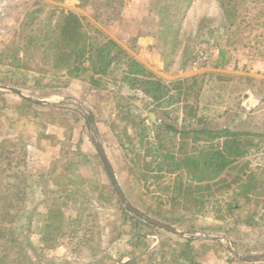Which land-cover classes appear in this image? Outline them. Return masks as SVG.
I'll return each mask as SVG.
<instances>
[{
	"label": "rangeland",
	"instance_id": "obj_1",
	"mask_svg": "<svg viewBox=\"0 0 264 264\" xmlns=\"http://www.w3.org/2000/svg\"><path fill=\"white\" fill-rule=\"evenodd\" d=\"M67 11L97 28L100 41L110 37L157 76L179 80L180 101L152 111L138 83L117 93L113 84L91 87L90 70L73 78L54 67L52 54L34 48L32 28L46 21L55 27ZM146 33L154 40L144 49L136 42ZM200 52L205 60L197 59ZM120 97L146 123H153L151 112L157 124L201 121L239 133L250 144L238 161L264 180V0H0V261L4 254L5 264H121L131 254L189 241L197 264H264L245 257L264 254V209L251 225L234 221L240 211L218 219L210 204L202 214H184L172 206L168 180L146 187L132 178L113 130L122 125ZM184 140L190 147L191 138ZM224 172L213 184L221 201L236 170ZM118 190L177 231L128 211Z\"/></svg>",
	"mask_w": 264,
	"mask_h": 264
},
{
	"label": "trees",
	"instance_id": "obj_2",
	"mask_svg": "<svg viewBox=\"0 0 264 264\" xmlns=\"http://www.w3.org/2000/svg\"><path fill=\"white\" fill-rule=\"evenodd\" d=\"M82 20L72 11L60 12L55 27L46 21L38 30L32 28L33 33L39 36L33 43L34 48H42L52 54L54 67L67 70L73 78H79L82 76L80 72L90 70L91 87L113 84V87L117 86L118 93L120 88L129 89L138 83L140 98L148 99L146 106H150L152 111L159 108L167 112L169 105L180 101L179 80L166 81L157 76L110 37L103 36L100 41L95 33L103 34ZM170 89L179 91L175 96ZM120 99L116 102L120 106L116 116L122 125L117 128L114 125L113 130L132 178L147 182L144 184L146 187L151 186L154 180H168L165 187L172 193L175 203L172 206L178 205L184 214H202L210 204L213 213L221 220L234 216L237 211L240 215L236 216L235 222L251 225L256 223V219H261L257 215L264 209V180L261 174L249 169L248 161H238L248 152L249 141L227 127L209 128L201 121L194 127H177L170 121L146 123L137 108L133 111L129 104H123V97ZM186 138H191L190 147L184 140ZM209 139L219 141L207 146L205 141ZM229 169L236 170L231 181L234 187L221 201L215 197L213 184ZM151 211L165 222L173 221L172 217L167 219L159 211ZM215 228L219 232L222 227ZM140 237L143 238L142 235ZM138 242L139 239H135V243ZM189 243L168 245L169 248L158 246L148 253L131 254L121 264H135L145 259L148 261L146 264H197ZM6 262L5 255H1L0 264Z\"/></svg>",
	"mask_w": 264,
	"mask_h": 264
},
{
	"label": "water",
	"instance_id": "obj_3",
	"mask_svg": "<svg viewBox=\"0 0 264 264\" xmlns=\"http://www.w3.org/2000/svg\"><path fill=\"white\" fill-rule=\"evenodd\" d=\"M14 91L18 93V91L16 89H14ZM150 117L153 120V122H158V121H156L154 119L153 113H150ZM88 119L92 120L91 117L88 118ZM98 151H99V154H100V158L103 161L105 168L107 169L108 175L110 176V178L112 179V181L115 183L114 175L112 173L110 164L106 160V158L104 156V151L100 148L99 145H98ZM118 195H119L120 201L124 203L126 209L128 211H130L131 213H134V214L139 215L140 217H143L146 221H148L149 223H151L153 225L162 227V228H164L166 230H169V231H175V232L177 231L174 227H172V226H170V225H168L166 223H163L161 221H158V220L153 219V218H150V217H146L142 212L138 211L131 203H129V201L126 200V198L124 197V195L122 193H120L119 190H118ZM229 249L231 250L230 247H229ZM245 257H248V258H251V259H262V258H264V254L249 255V256H245Z\"/></svg>",
	"mask_w": 264,
	"mask_h": 264
},
{
	"label": "crops",
	"instance_id": "obj_4",
	"mask_svg": "<svg viewBox=\"0 0 264 264\" xmlns=\"http://www.w3.org/2000/svg\"><path fill=\"white\" fill-rule=\"evenodd\" d=\"M151 35L152 34H148V33L143 34L142 37H140L138 39L136 44H138L139 46L141 45L142 47H144V49H146V47H148L149 45H151L153 43L154 38ZM140 60L143 61L142 59H140ZM153 123L157 124V123H159V121L158 122H153Z\"/></svg>",
	"mask_w": 264,
	"mask_h": 264
},
{
	"label": "built area",
	"instance_id": "obj_5",
	"mask_svg": "<svg viewBox=\"0 0 264 264\" xmlns=\"http://www.w3.org/2000/svg\"><path fill=\"white\" fill-rule=\"evenodd\" d=\"M207 58V56L203 53V52H200L198 55H197V59L198 60H205Z\"/></svg>",
	"mask_w": 264,
	"mask_h": 264
}]
</instances>
